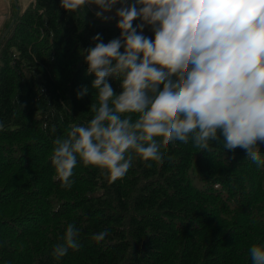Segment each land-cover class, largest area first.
Wrapping results in <instances>:
<instances>
[{
    "label": "trees",
    "instance_id": "trees-1",
    "mask_svg": "<svg viewBox=\"0 0 264 264\" xmlns=\"http://www.w3.org/2000/svg\"><path fill=\"white\" fill-rule=\"evenodd\" d=\"M13 20L0 44V264H251L248 248L264 243V167L239 147L177 141L166 157L132 152L113 182L78 162L72 187H60L53 140L87 122L95 102L92 90L76 96L93 78L78 50L119 30L59 0H34ZM68 223L80 228L81 247L57 260L52 248ZM103 229L104 240H93Z\"/></svg>",
    "mask_w": 264,
    "mask_h": 264
},
{
    "label": "clouds",
    "instance_id": "clouds-1",
    "mask_svg": "<svg viewBox=\"0 0 264 264\" xmlns=\"http://www.w3.org/2000/svg\"><path fill=\"white\" fill-rule=\"evenodd\" d=\"M59 5L83 16L95 6L94 17L115 20L119 30L107 41L97 32L78 50L85 75L93 78L90 87L78 86L76 96L92 90L95 102L87 122L53 140L50 164L60 187H72L78 162L105 170L113 182L127 173L132 152L166 157L167 144L177 141L207 151L219 141L226 152L239 147L245 159L264 167V0H59ZM79 233L68 223L52 256L59 260L69 249L78 250ZM107 234L103 229L92 239L101 242ZM248 254L251 264H264V243L252 244Z\"/></svg>",
    "mask_w": 264,
    "mask_h": 264
},
{
    "label": "crops",
    "instance_id": "crops-1",
    "mask_svg": "<svg viewBox=\"0 0 264 264\" xmlns=\"http://www.w3.org/2000/svg\"><path fill=\"white\" fill-rule=\"evenodd\" d=\"M32 1L34 0H15L14 6H11L9 0H0V30L6 20H11L17 12L22 11L24 6H28ZM92 7L95 6L89 8Z\"/></svg>",
    "mask_w": 264,
    "mask_h": 264
},
{
    "label": "rangeland",
    "instance_id": "rangeland-1",
    "mask_svg": "<svg viewBox=\"0 0 264 264\" xmlns=\"http://www.w3.org/2000/svg\"><path fill=\"white\" fill-rule=\"evenodd\" d=\"M9 2L11 3V6H14L15 0H9ZM21 5H22V4H21ZM26 7H27V6H24L22 12L26 9ZM91 9H92V8H91ZM91 9L89 8L88 11H90L91 14L94 15V14H93V11H92ZM10 21H11V20L8 19V20H6V21L4 22V24H3V26H2V28H1V30H0V36H1V34L4 32V30L6 29V27L9 25Z\"/></svg>",
    "mask_w": 264,
    "mask_h": 264
},
{
    "label": "water",
    "instance_id": "water-1",
    "mask_svg": "<svg viewBox=\"0 0 264 264\" xmlns=\"http://www.w3.org/2000/svg\"><path fill=\"white\" fill-rule=\"evenodd\" d=\"M18 13V12H17ZM14 20L9 24V26H7V28L4 30V32L2 33V35L0 36V44L3 42L4 38L6 37L8 31L10 30V28L13 25Z\"/></svg>",
    "mask_w": 264,
    "mask_h": 264
}]
</instances>
